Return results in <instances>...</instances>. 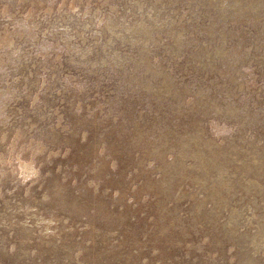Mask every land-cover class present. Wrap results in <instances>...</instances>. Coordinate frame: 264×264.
<instances>
[{"label": "rangeland", "instance_id": "1", "mask_svg": "<svg viewBox=\"0 0 264 264\" xmlns=\"http://www.w3.org/2000/svg\"><path fill=\"white\" fill-rule=\"evenodd\" d=\"M0 264H264V0H0Z\"/></svg>", "mask_w": 264, "mask_h": 264}]
</instances>
